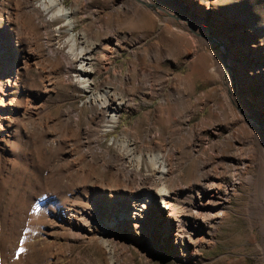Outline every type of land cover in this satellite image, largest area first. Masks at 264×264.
<instances>
[{
    "label": "rangeland",
    "instance_id": "rangeland-1",
    "mask_svg": "<svg viewBox=\"0 0 264 264\" xmlns=\"http://www.w3.org/2000/svg\"><path fill=\"white\" fill-rule=\"evenodd\" d=\"M37 2L0 5V264H264V0H62L73 28ZM91 42L105 68L85 91L71 61ZM105 90L129 103L115 128Z\"/></svg>",
    "mask_w": 264,
    "mask_h": 264
},
{
    "label": "bare ground",
    "instance_id": "bare-ground-1",
    "mask_svg": "<svg viewBox=\"0 0 264 264\" xmlns=\"http://www.w3.org/2000/svg\"><path fill=\"white\" fill-rule=\"evenodd\" d=\"M4 1L5 0H0L1 6H3ZM35 8L38 9V12H41L44 15H48L50 13V9L54 12L48 17L47 22L49 23L50 21H54L58 17H64L67 19V22L69 23L71 28H73L74 26V23L71 22L72 10L65 8L62 0H38L37 4L35 5ZM71 38L73 40V43H75L76 36L72 34ZM117 43L119 44L120 41H118ZM100 46L102 50L108 49L107 46L103 47L102 44H100ZM70 47H71L70 49L68 48L70 50L69 52H74V46L72 47L71 45ZM97 48H98L97 44L92 43L87 48H81L80 52L77 53L78 55L74 54L75 56H72V58L75 59V60L73 59L74 61H71L72 69H73L72 71L75 72V74H72L73 78L75 81H77L82 86V88L85 91H90L92 88L91 85L93 82L89 77L90 73L100 72L102 71V69L105 68L103 64L104 56L101 55V57L98 59L94 57L93 52ZM94 62L99 63L100 66L95 68ZM134 69L136 68L134 67ZM186 84L188 86L187 91L183 93L178 91L175 93L176 95L175 103L172 104L171 113L166 116L168 117L167 123L170 125V128L173 126V124H179L177 120H174V117L177 116L178 119L180 120L183 118V115L186 116L185 118H187L189 117V114L192 112V108H193L191 104V95L193 92L192 85L189 80H186ZM90 99L92 100V103L94 104V107L97 113L102 114L105 117V124H106L105 129L115 128V126L119 123L121 111L126 109L129 106V103L125 101L124 97L121 94H119L118 92H112L110 90H105L103 93H93ZM186 121L187 120H185V122ZM202 128L203 127L200 125H197L195 127H189L187 129V133L189 132L201 133ZM239 138H240L239 135H236V134L230 135L227 138V145L231 149L236 148V140ZM126 144H127L126 140L124 139L123 141L124 148H128ZM132 151H135V153H137L136 167H135L134 172H139L143 164L144 155L142 153H138L136 147H133ZM123 152L124 151H122V153ZM146 160H147L148 172H156L160 170L161 175L171 172V155L169 154L157 155V156L148 154L146 156ZM244 161H245L244 158L241 159L238 157L237 164L242 163V165H245ZM237 164L233 165V168H235ZM207 177H210V176H207ZM145 180H143V184L140 183L138 185L137 187L138 190L143 191L142 187L145 185V182H146ZM215 190H216L215 184H209L206 187V191H208L212 197L216 196L218 193V192L216 193ZM166 193H168V191L164 187L158 189L156 191V194H157L156 200L161 201L163 204H167L168 198H167ZM150 196H152V192ZM225 202H226V199H224V201H222L221 203H217V204L224 205ZM145 205H146V202H143V204L141 202L136 203L135 211H140V209L144 208ZM219 216H220L219 212L212 213L211 218L209 219L211 221H209V223H213L214 219L218 218Z\"/></svg>",
    "mask_w": 264,
    "mask_h": 264
},
{
    "label": "water",
    "instance_id": "water-1",
    "mask_svg": "<svg viewBox=\"0 0 264 264\" xmlns=\"http://www.w3.org/2000/svg\"><path fill=\"white\" fill-rule=\"evenodd\" d=\"M143 4H145L146 6L150 7V8H153V9H160V10H163L159 5L157 4H151V3H147V2H144L142 1ZM234 90H235V85H234ZM238 106V105H237ZM238 109L241 110V112L245 115V113L242 111V109L238 106ZM247 116V115H245ZM248 117V116H247Z\"/></svg>",
    "mask_w": 264,
    "mask_h": 264
}]
</instances>
